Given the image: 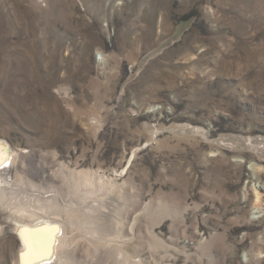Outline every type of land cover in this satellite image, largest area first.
<instances>
[{"label": "rangeland", "instance_id": "1", "mask_svg": "<svg viewBox=\"0 0 264 264\" xmlns=\"http://www.w3.org/2000/svg\"><path fill=\"white\" fill-rule=\"evenodd\" d=\"M0 142L74 264H264V0H0Z\"/></svg>", "mask_w": 264, "mask_h": 264}, {"label": "bare ground", "instance_id": "2", "mask_svg": "<svg viewBox=\"0 0 264 264\" xmlns=\"http://www.w3.org/2000/svg\"><path fill=\"white\" fill-rule=\"evenodd\" d=\"M25 152H15L0 142V212H5L7 210L14 211V215L9 217L8 222L10 226L12 225L13 230L17 232L22 248L17 255L16 264H74L75 261L72 257L71 248L73 228H71L72 226H68L70 222H68L69 220L67 217L69 215L66 213V220H60V218H57L60 214L53 211L55 208L59 209V207L62 206H60L61 202L58 200V195L46 189L44 190L45 192L38 190L40 193L32 190L33 193L28 194L25 199L22 198L24 202L23 205L18 207L17 203H13L14 201L12 202L13 197L17 194L13 193L11 190L14 180L18 179L21 173L26 175V173L21 170V167H23L21 165H24V161L29 158L24 154ZM41 175L42 177L40 178L42 180L51 181L52 183L55 179L58 181L59 178V175L56 174L55 171H51L50 169L47 170V168L42 170ZM25 179L33 183L30 176L25 177ZM32 189L35 188L32 186ZM16 191L17 190L14 188V192ZM25 202L31 203V206L33 205L32 203H37L40 207L37 205L35 209L40 211L30 210L29 204H25ZM69 204L71 203L69 202ZM28 212L29 215H27ZM24 217H29L30 221L26 223L20 220ZM73 218H75V215ZM72 223L70 224L72 225ZM2 230L3 228L0 226V232Z\"/></svg>", "mask_w": 264, "mask_h": 264}]
</instances>
